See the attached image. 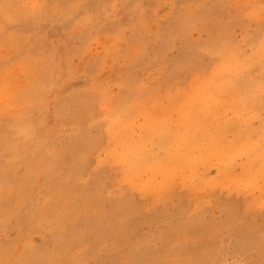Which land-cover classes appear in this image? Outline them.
Segmentation results:
<instances>
[{
    "label": "rangeland",
    "instance_id": "374dc122",
    "mask_svg": "<svg viewBox=\"0 0 264 264\" xmlns=\"http://www.w3.org/2000/svg\"><path fill=\"white\" fill-rule=\"evenodd\" d=\"M0 264H264V0H0Z\"/></svg>",
    "mask_w": 264,
    "mask_h": 264
}]
</instances>
